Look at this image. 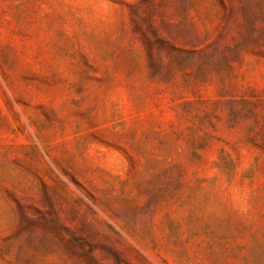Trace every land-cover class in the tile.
<instances>
[{"label": "rangeland", "instance_id": "374dc122", "mask_svg": "<svg viewBox=\"0 0 264 264\" xmlns=\"http://www.w3.org/2000/svg\"><path fill=\"white\" fill-rule=\"evenodd\" d=\"M0 264H264V0H0Z\"/></svg>", "mask_w": 264, "mask_h": 264}]
</instances>
